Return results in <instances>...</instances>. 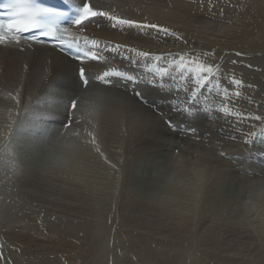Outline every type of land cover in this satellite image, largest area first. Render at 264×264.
I'll return each mask as SVG.
<instances>
[{
	"label": "bare ground",
	"instance_id": "obj_1",
	"mask_svg": "<svg viewBox=\"0 0 264 264\" xmlns=\"http://www.w3.org/2000/svg\"><path fill=\"white\" fill-rule=\"evenodd\" d=\"M171 2L173 8H167L168 0H102L100 7L105 10L114 8L118 14L130 18L141 19L147 16L150 21L174 27L189 38V45L170 37L161 40L142 37L135 30L121 32L109 28L106 21L101 27L91 23L85 27L86 34L101 41L127 42L157 52L175 53L186 50L189 46L197 50L215 49L216 58L223 66L221 88L228 89L230 93L240 92L239 98H234V103L229 107L233 111L264 117V0H221L213 7L212 17H208L207 0H204L202 7L196 0ZM220 8L224 11L223 19L219 16ZM23 46L25 47L23 53L16 48L6 49L0 46V91L18 87L22 82V99L24 103L32 106L31 113L48 115L57 122L56 125H63L68 116L63 104L67 103L68 97L74 98L77 92L76 64L53 49L39 45H32L31 49ZM236 53L241 55L238 56ZM86 63L98 64L95 61ZM111 63L122 70L144 72L143 67L130 66L127 61L121 62L119 58ZM25 64L28 65L27 71L24 70ZM102 68L103 65H100L99 69L92 67L91 71ZM232 74L243 81V85L238 89L230 83L229 77ZM137 90L144 93L150 105L167 115L166 117H172V120H184L185 124L190 120L200 126L219 127L216 128L217 133L223 130L224 138L220 142L219 137L217 140L210 138L206 141L216 150H220L222 144L230 143L227 138L229 135L236 138L246 134L253 127L262 126L255 120H238L235 116L225 117L219 114L209 116L203 112L190 119L184 113L171 109L174 100L184 99L183 93L177 95L170 92L167 85L161 88L143 83L137 86ZM109 91L111 92L103 99L98 96L83 104L78 102L74 115L86 123L94 122L95 116L100 113L102 104L105 103L107 110L104 111L99 133L112 142L107 152H112L115 162L121 161V157L130 154L128 151L134 149L144 152L143 155L155 153L156 149L169 152V157L171 153L176 155L177 145L184 144L185 140H177L176 135L172 134L166 135V143H160L157 137L166 134L167 129L158 116L152 120L151 131L135 129L134 115L125 111L120 104L121 98H125L128 93H125L123 88ZM211 95L218 101L215 92ZM40 121L42 125V120ZM86 125L90 128L88 124ZM76 129L74 125L68 131ZM51 135V143L54 142L51 145L54 149L58 147L59 152L54 151L50 156L46 164L47 171L43 170L39 175L27 170L21 174L16 171L0 178L2 207H12L13 213H20L21 218L30 216L23 222L24 226L11 230L12 233L0 231L2 239L0 251L8 258L10 264H16L13 259L20 261L21 264H73V259H80L83 264H263L262 254L258 250L264 242L261 227L264 221L259 216L256 218L249 216L243 222L240 220L242 217L237 216L236 218H239L236 223L223 229L210 226L203 220L195 224V203L200 189L195 191L198 192L196 196L192 195L194 200L190 201L188 197V201L193 204L180 209L179 202L175 200L172 204L160 203V199L152 204H143L135 198L132 189L128 187L123 188L118 194V187L115 184L112 186V195L99 205V210H96L89 205L88 192L83 186H87L88 181L77 174L78 168L75 166L86 157L84 139L80 136L81 140L73 142L67 138L57 139L54 133ZM66 143L74 144L76 148L66 151L63 147ZM253 143L260 148L264 146L262 145L264 139ZM13 148L17 150V145ZM191 148L192 150L187 148L191 150L189 155L184 156L182 153L179 157L174 154L171 157L179 160L187 159L188 156L193 158L195 154L197 159L198 156L202 157L203 166H210L206 161L207 154L210 157L211 153L207 151V147L206 150L200 145ZM260 149L264 150V147ZM59 153L61 155H58ZM69 158H73V161L70 167H66L68 164L65 163ZM59 167H66L67 170L70 168L68 172L73 170L67 175V170L60 173ZM48 170L51 172L48 173ZM232 172L228 171L230 174ZM186 177L195 181L189 172ZM169 178L164 183V187H169L167 190L178 192L184 189L185 186L175 185L176 181L179 182L178 178L173 177L172 182L175 183L172 186ZM198 182L200 181H196L197 185ZM249 183L264 188V176L258 175ZM212 198L217 196L213 195ZM218 205L219 202H208L207 211L213 212ZM263 207L264 196L260 194L245 199L241 205L246 214L254 215L264 209ZM172 208L175 211H172ZM4 211V217L6 216V219L8 217L11 224L7 223V228H10L13 223L9 210L5 213ZM32 217H36L41 230L34 228ZM53 217L55 219H52ZM193 235L195 240L191 242Z\"/></svg>",
	"mask_w": 264,
	"mask_h": 264
},
{
	"label": "snow or ice",
	"instance_id": "obj_2",
	"mask_svg": "<svg viewBox=\"0 0 264 264\" xmlns=\"http://www.w3.org/2000/svg\"><path fill=\"white\" fill-rule=\"evenodd\" d=\"M203 6L204 0H196ZM209 4L208 17L213 15V7L221 0H207ZM67 10L56 7H44L35 3V0H11L8 6L7 15L10 17L6 22H0V46L3 48H16L23 53L27 45L32 48V43L43 44L44 39L48 38L54 42V46L63 50L66 46V54L73 60L78 61V67L75 70L77 82L81 96L75 98L68 97L67 103L63 107L68 112L67 120L63 128L67 131L74 125L77 130L70 134L79 138L81 133L80 120L74 119V110L77 109V99H81L83 94L91 93L102 86L105 90H114L123 88L128 95L121 98L120 104L125 111L134 115L133 127L137 130L151 131L150 125L154 117H160L163 126L167 129L166 134H161L157 139L160 143H166V135L177 134L184 137H190L184 144L192 147L196 142L203 143L205 139L211 138V133H206L201 137L197 129L191 125L181 128L171 118H165L163 113L159 112L153 105H150L144 93L137 90L140 84H148L153 87L159 86L177 95L184 94L183 100H174V110L182 112L188 116H194L203 112L209 116L219 114L221 116H235L238 120H255L264 125V117L259 115L252 116L244 112L233 111L230 104L234 103V98H239L240 92H229L228 89H222L220 79L223 76V66L218 62L215 49L197 50L189 46L186 50L180 52L171 51H153L136 44L127 42H113L112 40L101 41L97 38H90L86 35H77L71 31V28L64 27L60 21L67 18L69 13L74 16L71 24L78 26L83 32L85 22L94 24L96 27L106 21L107 26L121 32L126 30H135L142 37L161 40L163 38H172L184 45H189V38L174 27L165 26L158 22L150 21L147 16L141 19L122 16L114 8L105 10L103 7H93L85 0H63ZM171 0H168L167 8H173ZM167 8L165 10H167ZM221 19L224 17L223 8L219 10ZM230 23V22H229ZM27 33H38V35L25 36ZM241 55V53H236ZM119 58L121 62L127 61L130 66L143 67V73H134L122 70L114 66L111 61ZM95 61L97 65H89L86 62ZM102 70L91 71L92 67ZM24 70H28V65H24ZM230 83L238 89L243 85V81L236 78L235 74L230 77ZM170 82V83H169ZM131 86L130 88L128 86ZM23 83L18 87L0 93L3 97L5 122L0 128V135L3 137V144L0 145V151L14 153V145H19L22 138L28 133L30 128L36 127L34 119H31L32 106L24 103L22 99ZM206 90V91H205ZM215 92L218 101L211 94ZM30 99V98H29ZM86 138L83 140L85 146H89L99 158H103L104 164L112 170L119 172L117 179L118 191L127 187L129 184L135 190L144 191L145 189L139 182L129 175L125 169L124 161L113 162L106 155L107 143L102 134L97 132L95 126L83 128ZM44 134L50 135L51 130L44 128ZM63 135V133H62ZM220 139L224 138L223 130L218 133ZM245 136V142H254L255 137L264 139V127L257 132L255 127L250 129ZM227 138L235 139L229 135ZM103 146V150H102ZM176 155L182 154V148H176ZM17 158H18V154ZM212 155H217L214 151ZM218 156L223 157L225 153L220 151ZM17 172L21 165H15ZM52 219H55L53 217ZM2 247V246H0ZM0 264H10L7 257L0 251Z\"/></svg>",
	"mask_w": 264,
	"mask_h": 264
},
{
	"label": "rangeland",
	"instance_id": "obj_3",
	"mask_svg": "<svg viewBox=\"0 0 264 264\" xmlns=\"http://www.w3.org/2000/svg\"><path fill=\"white\" fill-rule=\"evenodd\" d=\"M6 91L7 90H2L0 91V93H4ZM2 101H3V97L2 95H0V105H1L0 106V128H2L3 123L5 122V115H6L3 110L4 103L6 102L3 101L4 103L2 104ZM43 102L44 100L41 101V103ZM49 104H51L50 101H49ZM32 114L33 113H31V115ZM163 115L165 117L167 116L165 114ZM39 116H40V119L42 120V125L40 124L41 121L39 119ZM31 119H36L34 121L37 126L33 127L34 129L32 128L35 131V134L33 130H30L31 129L30 128L28 130V134L29 135L31 134V135L29 136L27 134L28 137L25 135L22 138L19 145H17V150L15 149V152L13 154L0 151V178L7 176L6 174L8 173H13V172L16 173L17 170L15 168V165L17 163L21 165L20 171L18 172L19 174L25 173L24 170L33 172V174H37V175L42 174L43 170L47 171L46 164H48V161L50 160V156L52 155V153H54V150L55 149L57 150V148L54 149L53 145H51L53 144L51 143V136H52L51 134L58 131L57 129L58 125H56L57 122H55L54 119L49 118L48 115L45 116V115H40L38 113H34ZM48 121H51V122H48ZM174 121L178 123L179 125L185 124L184 120L174 119ZM160 122L163 123V121H160ZM48 123L51 125H49ZM186 124L187 126L191 125L195 127L197 131L200 133L201 137H203L206 133H211L212 140H217L219 137L216 131V128H219V127L200 126L190 120L186 122ZM261 127H264V125L260 127L256 126L255 127L256 131H259ZM44 128L50 129L51 134L46 136L43 133ZM32 133L34 136L32 135ZM173 135H176L177 140L178 139L180 141L189 140V142H191L190 137H184L179 132ZM37 136L39 138H37ZM102 136L105 139V141L107 140L106 141L107 149H109L112 142H110L108 138H105L103 134ZM238 137H236L234 140L229 139L230 143L227 145L222 144L220 148L223 150L221 149L216 150L214 149V146L213 147L209 146L208 144L209 142H206L207 139H205L202 144L199 142H196L195 144H193L192 147H195V145H200L202 146L204 150H206L205 148L207 147V151L211 152V153L209 152L210 157L207 154V158H206V161H208V164L210 165L208 167H205L206 165L203 166V163H202L203 159H201L202 157L198 156V159H197V155L195 154L193 158H190L188 156L187 159L184 158V159L174 160V158H172L174 153H171L172 157L171 156L169 157V152H165L162 149H156L157 151H155V153H152V154L145 153V155H143L144 152H141L135 149L133 151H128L130 152V154L127 153L125 156H123L124 158L121 157V160L124 159L123 161H124L125 169L129 173V175L135 178L145 190L144 191L135 190L131 184H129L127 187L132 189L135 195V198H137L143 204H147V203L152 204V202H155V201L158 202L159 199H160L159 200L160 203H163V204L171 203L172 204L175 200L177 203L179 202L180 209L188 208L189 204H193V202L188 201V197H190L189 198L190 201L194 200V197H192V195L196 196L198 192H195V191L197 189L198 190L200 189V193L197 194L198 196L196 199L197 202L195 203V220H194L195 224H198L200 223V221L203 220L210 226L223 229V228L229 227V225L236 223L237 219L240 216L242 217L240 218V220L243 222H245V220L249 218V216H252V218L253 217L256 218L257 216H259L264 221V209H261V211L257 212V215H254L253 213L246 214V212L243 211V208H241L242 201L250 197H253L254 194L255 195L260 194V196L261 195L264 196V188L262 186H258V184L254 185V183H251V184L249 183L250 181H254V179L256 178V176L258 177V175L264 176V160L262 159L259 160L260 158H257L254 155L255 153H264V150L260 149L264 146L259 148V145L255 146L253 142H250V144L249 142L246 143L245 138L247 137H245V134H241V136L239 135ZM82 138L85 139L86 135L84 134ZM256 138L254 139L262 140V138H258V137ZM220 141L221 139L218 140V142ZM2 144H3V137L2 135H0V145ZM177 146L182 148V153L184 154V156L189 155V152L192 150L191 147H188L187 145H184V144H181L180 146L177 145ZM84 147L87 152L86 157L80 160L79 162L77 161L78 164L77 165L74 164V165L79 170V172L77 170V174L79 173L82 178H85L88 181L86 183L87 186L85 185L83 186L86 192H88L89 205L94 207L96 210H99L98 208L99 205L112 195V189H113L112 186H115V184L117 185L116 178L120 176V173L112 170L108 165L104 164L103 158H99L94 152H92L89 146L84 145ZM102 150H103V146H102ZM213 151L214 152L216 151L215 153H217V155H212ZM220 151H224L225 156L223 157L218 156V153ZM16 154H18V158ZM106 154L110 155L109 159L113 158L111 160L115 162L114 160L115 156L112 155V152H109V153L107 152ZM227 155H228V158H227ZM250 155L252 158L250 157ZM230 157H234V158H230ZM72 159L73 158L67 159L68 161L65 164H68V166L66 167H70L73 161ZM13 160L17 162L14 163ZM174 161H177V162H174ZM65 164L63 166H65ZM66 167L65 168L59 167L58 171L62 173L61 171L64 172L65 170H67ZM228 168L233 171L232 174L228 173V171L230 172ZM68 170L66 171L67 175L68 174L70 175L73 169L69 172ZM252 170L254 172H252ZM48 171H49L48 173L51 172L50 170ZM188 172L189 174L192 175V178L195 179V181L192 179L189 180L190 178L186 177V174ZM260 173H263V174H260ZM169 176L171 178H169ZM173 177H176L179 179V182L176 181L177 184L175 185L177 186L180 185L179 187L185 186L183 190L178 191V192L176 191L170 192L169 190H167L169 187L168 188L164 187V183L166 182L167 178H169L171 186L173 185V183H175V182H172ZM196 181H200L198 182V185L196 184ZM121 191L122 190H119L118 194ZM213 195H216L217 198H212ZM1 202H3L2 198H0V231H3V233L4 232L12 233L11 230L19 229L22 226H24L25 224L23 222L27 220L30 216H26L25 217L26 219L21 218L20 213H16V214L13 213L14 211L12 207H9V206L6 208L5 206L2 207ZM208 202H213V203L219 202L220 205L215 207L213 212L209 213L207 211ZM3 210H5L4 213L6 212V210L7 211L9 210L8 213L10 214V219L13 223L10 228H7V223H9V225L11 224L8 220V217L7 219H6V216L4 217ZM171 210L175 211V209L173 208ZM237 216L239 217L236 218ZM243 217H245V219ZM21 219H23V221ZM31 220L34 221L32 222V224H34V228L37 227L38 230H41L39 227V223L36 222V217H32ZM255 220L257 221V219H254V221ZM261 227H263V232H264V225H262ZM194 237L195 235L192 236L191 242L195 240ZM0 240H2L1 237H0ZM262 240L264 241V236L262 237ZM258 251L262 254L263 264H264V242L262 243L261 248ZM135 253L136 255L138 254L137 251H135ZM73 260H71L73 261L72 262L73 264H83V262L80 261V259H73ZM13 262H15L16 264H21L20 261H17L14 259H13Z\"/></svg>",
	"mask_w": 264,
	"mask_h": 264
}]
</instances>
